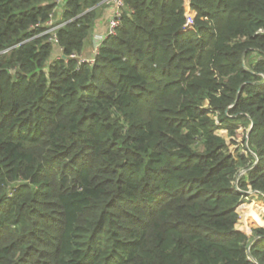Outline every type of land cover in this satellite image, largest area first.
<instances>
[{"label":"trees","instance_id":"1","mask_svg":"<svg viewBox=\"0 0 264 264\" xmlns=\"http://www.w3.org/2000/svg\"><path fill=\"white\" fill-rule=\"evenodd\" d=\"M59 1L0 0V264H264V0H125L93 63Z\"/></svg>","mask_w":264,"mask_h":264},{"label":"built area","instance_id":"2","mask_svg":"<svg viewBox=\"0 0 264 264\" xmlns=\"http://www.w3.org/2000/svg\"><path fill=\"white\" fill-rule=\"evenodd\" d=\"M107 4L110 6L111 11H110V15L108 17V21H107V31L106 33L102 36V37H98L97 40L95 41V44L93 46L91 55L89 59H83L80 58V61L82 62H89V63H93L94 62V58L95 56L98 54V49L100 44L102 43V41L106 38H108L109 36H114L116 33V29L119 27L120 25V19L122 17V13L124 12V10L126 9L125 7V0H106ZM59 3H62V0L59 1ZM59 4V5H60ZM53 23V16L52 18H50V20L48 21V24L51 25ZM61 26V25H57L55 27H51V29L48 31L49 33V37H48V41L52 42V43H56V29Z\"/></svg>","mask_w":264,"mask_h":264},{"label":"rangeland","instance_id":"3","mask_svg":"<svg viewBox=\"0 0 264 264\" xmlns=\"http://www.w3.org/2000/svg\"><path fill=\"white\" fill-rule=\"evenodd\" d=\"M53 21H54V19H53ZM101 22H103V21H101ZM237 134H238V137L235 138V140L237 142H239V145L241 146L240 148H242V146L244 145L243 144L244 130L237 129ZM228 141H230L229 138H228ZM230 149L233 151V147L231 145H230ZM242 153H246V152L242 151ZM248 196L249 197H246L243 199V202L241 204V209H239L238 214H239V220L241 223H239V225L236 226V229L243 231L247 235H250L255 228L260 227L264 224V200H262L260 198L258 199L254 196H251V195H248ZM256 202L261 203L260 208L259 209L258 208L253 209L254 218L253 217L248 218V220H251V221H250V223L247 224L246 229H244L243 228L244 225L242 224V221H243V212L245 210H242V208L253 205Z\"/></svg>","mask_w":264,"mask_h":264},{"label":"crops","instance_id":"4","mask_svg":"<svg viewBox=\"0 0 264 264\" xmlns=\"http://www.w3.org/2000/svg\"><path fill=\"white\" fill-rule=\"evenodd\" d=\"M109 8H110V6H109ZM110 11H111V8H110ZM109 15H110V13L107 14L106 17L105 16L102 17V21L103 22H100L99 24L96 25L94 31L92 32L90 37L87 39L86 45H85V48H84L83 57H86V58L90 57L92 49H93V46L95 44V41L97 40L98 37H102L106 33V31H107V21H108V16Z\"/></svg>","mask_w":264,"mask_h":264},{"label":"bare ground","instance_id":"5","mask_svg":"<svg viewBox=\"0 0 264 264\" xmlns=\"http://www.w3.org/2000/svg\"><path fill=\"white\" fill-rule=\"evenodd\" d=\"M80 58H83V59H86V60H87V58H86V57H83V56H82V57H80ZM80 58H79V59H80Z\"/></svg>","mask_w":264,"mask_h":264},{"label":"water","instance_id":"6","mask_svg":"<svg viewBox=\"0 0 264 264\" xmlns=\"http://www.w3.org/2000/svg\"><path fill=\"white\" fill-rule=\"evenodd\" d=\"M238 96H239V94H238Z\"/></svg>","mask_w":264,"mask_h":264}]
</instances>
